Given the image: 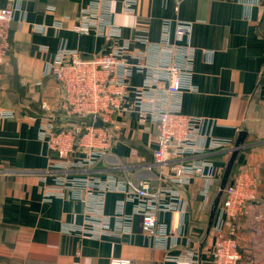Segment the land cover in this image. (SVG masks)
<instances>
[{
    "label": "crops",
    "instance_id": "0c3cea01",
    "mask_svg": "<svg viewBox=\"0 0 264 264\" xmlns=\"http://www.w3.org/2000/svg\"><path fill=\"white\" fill-rule=\"evenodd\" d=\"M16 1L21 9L12 24L13 51L0 63V264H110L113 258L133 264H214L219 234L217 213L208 231L210 200L232 151L206 150L189 158L215 166L209 200L203 194L208 180L193 177L183 191L187 210L160 213L165 234L155 238L144 233L142 218L120 184L122 175L153 182L158 171L153 166L157 130L151 122L149 131L143 129L132 89L150 79L153 64L185 67L187 57L192 74L185 84L192 89L168 100L169 107L214 121L211 136L231 142L232 148L246 132L238 173L247 170L256 184L254 198L234 219L236 264H264L263 0H132V11L125 7L128 0H106L119 40L130 44L126 60L144 68L134 70L130 95L113 115L119 127L110 126L115 141L105 161L67 174L54 169L47 174L58 154L44 128L52 124L60 131L74 124L63 114V88L47 68L64 46L91 57L105 51L107 42L72 29L92 0ZM178 22L192 24L189 44L177 39ZM42 26L44 32L38 30ZM138 29L146 31L149 44L134 40ZM157 88L165 95L167 82L161 80ZM79 140L75 136L69 156L74 162L83 157L76 152ZM60 175L94 186L91 199L83 187L57 190Z\"/></svg>",
    "mask_w": 264,
    "mask_h": 264
},
{
    "label": "built area",
    "instance_id": "2783aa9c",
    "mask_svg": "<svg viewBox=\"0 0 264 264\" xmlns=\"http://www.w3.org/2000/svg\"><path fill=\"white\" fill-rule=\"evenodd\" d=\"M106 2L108 1L92 0L90 7L83 10L75 19L72 29L81 35L104 37L107 49L91 57H85L78 50L64 46L48 65L47 73L63 88V114L65 118L74 120V124L71 125L73 127L60 131H56L52 124L44 128L50 148L58 154L47 174L54 170L67 174L72 169H84L105 161L115 141V132L110 130V126L119 127L113 115L120 110L121 101L130 95L128 82L134 70L143 71L144 65L141 62L132 64L126 60V55L131 51L130 44L129 42L122 44L119 40L120 35L113 22L112 9L108 3L107 6L104 5ZM132 2L128 0L125 4L128 11L133 10ZM20 9L21 2L16 0H12L6 6H0V63L13 51L11 30L15 15ZM168 23L167 21L164 27L165 38L168 35ZM57 27H62L61 23L57 24ZM191 29V23L178 22L177 39H186L189 44ZM38 30L44 32L46 27L42 26ZM137 32L139 33L134 40L149 44L146 31L138 29ZM135 55L140 56L139 52ZM186 61L185 67L168 62L153 64L154 66L148 69L151 73L150 79L141 87L132 89L135 94L133 105L139 111V122L143 129L149 131L151 122L157 130L153 166L158 171L153 182L122 175L120 184L127 200L135 204V213L142 218L144 233L152 238L164 233L158 224L160 213L171 210L184 213L187 210L188 205L184 200L183 191L193 177L208 180L203 194L209 200L215 166L210 161L189 158L203 155L206 150L230 152L234 150L231 142L211 136L214 121L189 117L169 107L168 100L178 96L185 88L192 89L190 84H185V81L191 78L189 62H192V58L187 57ZM161 80L167 82L165 95L157 88ZM97 120L102 122L101 126L97 125ZM77 135L80 138V148L78 147L76 152L83 157L74 162L69 156ZM132 155L136 156L137 151H132ZM255 181L250 172L242 170L236 174L229 188L225 189L226 198L219 205L214 221V230L219 234L214 264H236L239 260L233 223L234 219L244 212L246 203L254 198ZM55 185L60 191L83 187L89 195V200L95 191L94 186L83 180L62 175L57 176ZM106 189L108 187L102 190ZM178 263L195 264L185 260ZM110 264L133 262L127 258H113Z\"/></svg>",
    "mask_w": 264,
    "mask_h": 264
},
{
    "label": "water",
    "instance_id": "95a60500",
    "mask_svg": "<svg viewBox=\"0 0 264 264\" xmlns=\"http://www.w3.org/2000/svg\"><path fill=\"white\" fill-rule=\"evenodd\" d=\"M97 125H102V122L100 120H97ZM245 136H246V132H240L237 141H236V145L234 150L232 151V154L227 162V165L224 169L221 181H220V185H219V191L218 194L211 206V210H210V215H209V222H208V231H210V228L212 226L216 211L220 205V201L222 198L223 193L225 192L228 180H229V176L232 170V167L234 165V162L239 154V151L241 150L243 144H244V140H245ZM232 183V182H231Z\"/></svg>",
    "mask_w": 264,
    "mask_h": 264
},
{
    "label": "trees",
    "instance_id": "16d2710c",
    "mask_svg": "<svg viewBox=\"0 0 264 264\" xmlns=\"http://www.w3.org/2000/svg\"><path fill=\"white\" fill-rule=\"evenodd\" d=\"M0 6L3 7V6H6V4L5 5L2 4ZM238 171L239 170H238V164H237V158H236V160L234 162V165L232 167L230 176H229V180H228L226 189H228L229 186L232 184L231 182H233V180H234L236 174L238 173ZM218 191H219V184H218V187L213 191V193L211 195L210 207L212 206V204H213V202H214V200H215V198H216V196L218 194ZM225 198H226V192H224L223 195H222V198H221V201H220V205L224 202Z\"/></svg>",
    "mask_w": 264,
    "mask_h": 264
}]
</instances>
